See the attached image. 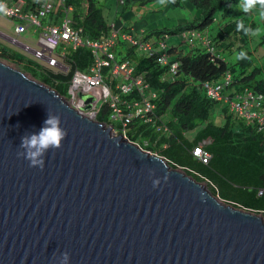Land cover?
Masks as SVG:
<instances>
[{"label": "water", "instance_id": "95a60500", "mask_svg": "<svg viewBox=\"0 0 264 264\" xmlns=\"http://www.w3.org/2000/svg\"><path fill=\"white\" fill-rule=\"evenodd\" d=\"M49 86L0 60V264H264V219L223 205L200 182ZM59 115L67 136L44 167L21 137ZM167 176L165 181L163 177ZM161 183L153 187L152 181Z\"/></svg>", "mask_w": 264, "mask_h": 264}, {"label": "trees", "instance_id": "16d2710c", "mask_svg": "<svg viewBox=\"0 0 264 264\" xmlns=\"http://www.w3.org/2000/svg\"><path fill=\"white\" fill-rule=\"evenodd\" d=\"M18 1V0H12ZM33 8L41 0H21ZM122 14L133 8H147L159 0H121ZM198 14L194 20L174 28H156L146 33L145 40H158L164 36L179 39L185 32L208 33L213 51L204 42L191 47L184 53L174 44L168 54L179 63L178 71L171 78L169 70L157 62L156 57L146 58L132 54L130 59L134 75H142L144 84L153 92V110L144 116L134 117L127 124L126 135L132 143L138 140L147 144L146 151L157 152L159 157L169 161L173 169H181L197 182L208 181L214 189L212 193L222 201L238 209L264 215V132L250 123H241L229 115L226 109L223 123L216 122L214 112L219 102L207 98L202 85L206 82H219L229 73L233 77V87L239 93L250 91L264 97V67L257 66L254 54L264 44V17L259 11L245 14L239 7L240 0H185ZM184 0H168L170 7L183 8ZM185 3V2H184ZM74 9V26L83 29L90 40L102 39L109 32V24L99 0H65ZM242 22L244 28L259 29V35H246L237 30ZM180 41V40H179ZM252 41H258L252 49ZM180 43H185L180 41ZM244 51L248 59H236L230 64L226 57ZM73 69L86 72L93 64L91 50L80 48L71 54ZM0 60L16 66L33 79L41 82L66 99L71 74L64 76L42 70L34 62L26 60L17 52L6 49L0 43ZM118 107L125 114L129 112L124 103L142 105L137 90L120 95ZM109 103L101 106L96 121L108 124L124 132V123L112 120ZM195 133L190 140L188 134ZM203 146L212 159L203 164L192 152L195 147Z\"/></svg>", "mask_w": 264, "mask_h": 264}, {"label": "built area", "instance_id": "2783aa9c", "mask_svg": "<svg viewBox=\"0 0 264 264\" xmlns=\"http://www.w3.org/2000/svg\"><path fill=\"white\" fill-rule=\"evenodd\" d=\"M10 15H3L7 19L16 21L15 32L22 36L27 32L37 33L41 28L38 37V50L31 48L30 42L21 45L12 40L14 47H21L29 58L40 69L61 74L64 76L71 74L68 94L69 104L81 111L86 107L84 98L92 97V109L89 110L91 116H97L101 106L109 103L112 108V120L124 123V133L127 124L134 117L144 116L153 110L150 100L155 99L153 92L146 93L149 87L144 84L142 75H134V67L130 59H125L130 50L132 54L146 58H157V62L162 67L168 68L169 74L175 76L179 68V63L174 57L168 54V36L158 40H145L146 34L130 29L128 34L115 29L114 22L110 24L109 32L98 40H90L84 35L83 29L74 26V9L65 4V0H42L40 5L26 11V3L18 0H3ZM47 23L43 24V20ZM180 41L188 43L192 48L200 42H204L210 51H213L211 42L207 35L199 32H185L179 36ZM126 48V55H122L121 60L115 53L116 46ZM127 46V47H126ZM80 48H88L93 54V64L86 72L73 69L71 54ZM233 84V77L227 73L220 82H206L201 89L208 99L216 102H225L230 115L241 118L252 123L259 132H264V97L253 94L250 91L244 93H234L231 96L225 95V90ZM137 90L142 98V105L138 103H124L129 112L125 114L123 109L118 107L120 95L130 94ZM84 112H82L83 114ZM84 115V114H83ZM113 128V127H112ZM193 156L203 164H208L212 159L210 153L203 146H197L192 152Z\"/></svg>", "mask_w": 264, "mask_h": 264}, {"label": "rangeland", "instance_id": "374dc122", "mask_svg": "<svg viewBox=\"0 0 264 264\" xmlns=\"http://www.w3.org/2000/svg\"><path fill=\"white\" fill-rule=\"evenodd\" d=\"M99 2L105 6V9H106L105 14L108 17H110V20H108V22L113 21L116 9L121 6V5H119V2L117 0L116 1L115 0H99ZM158 3L159 2L148 7L147 10H154L157 7ZM120 10L122 11V8H120ZM145 15H144L145 17H143V18H136L137 25H138L136 27L138 28V31H141L140 29H143L145 31H151V30L156 29V28L171 29V28H174L181 21H184L186 19H193V17H190V15L188 14V12L186 10H184L183 8H177V7H172L171 10L168 11V13L167 12L164 13L162 11H160V12L150 11V12H146ZM162 21H164V22H162ZM46 23H47V19H44L43 24H46ZM16 25H17L16 21H12L10 19H7L3 15H0V42L2 44H4L6 47L8 46L10 49L18 52L22 57L26 56L27 58L33 59V56L31 57V55L27 54L21 47H19V46L14 47L13 45H12L13 47H10L7 42L8 41L11 42L12 40H15L21 45H26V42H30L31 48L34 50H38V48H39L38 37H39L42 29L39 28V32H37V33H33L30 31V32H27L26 34H24L22 36H18L15 32ZM263 33H264V30H262V33L260 35H262ZM174 44L179 45L180 50H182L184 53L189 52V50L191 49V46L188 43H180V41L177 39H169L167 41V45L169 47H172ZM257 45H258V41H252V44H251L252 49L256 48ZM115 53L118 56V59L121 60L122 55L127 54L126 48L121 46V45H119V46L117 45L115 48ZM226 59L230 64L235 63V61L237 59V55L234 54L233 56H230V57L228 56V57H226ZM254 59L256 61L257 66L264 67V44L262 46H260L258 51L254 54ZM2 62H4L5 64L19 70L16 66H14L10 63H7L5 61H2ZM28 76L30 78H32L30 75H28ZM224 92L226 95H228L227 90H225ZM69 105L72 106V104H69ZM225 107L226 106L223 102L218 103L216 106L215 112H214V118L216 119V122H218L220 124L223 123V120L225 117V115H224L225 112H223ZM90 113L91 112H89V111H85L83 114L87 118L95 121L96 116H91ZM238 120H240L241 123H245V124L247 123V121L244 119L238 118ZM106 127H110V125L106 124ZM112 134L115 137L122 136L123 139H126L127 141L131 142L129 140V138L127 137L126 133H124V132L122 134H120L119 131H115V129L113 128ZM187 136L190 140H192L195 137V133H190ZM135 144L146 151L147 144L144 143L143 141L138 140ZM146 152H148V151H146ZM151 153L158 156L157 152H151ZM168 163H169V161H168ZM177 170H181V169H177ZM200 183L203 186H205V188L213 195L212 190L214 189V187L208 181H201ZM214 197L219 199V201L222 202L224 205H230V204H227L224 201H222L220 198H218V196H214ZM260 215L264 219V215L263 214H260Z\"/></svg>", "mask_w": 264, "mask_h": 264}, {"label": "clouds", "instance_id": "9594fccd", "mask_svg": "<svg viewBox=\"0 0 264 264\" xmlns=\"http://www.w3.org/2000/svg\"><path fill=\"white\" fill-rule=\"evenodd\" d=\"M118 2L119 5H121L120 8H122L123 6L122 1L118 0ZM167 2L168 0H159V3L161 5H164ZM239 7L245 14H250L254 11H259L260 16L264 17V0H240ZM10 14L11 12L7 8L6 4L3 2V0H0V15L6 16ZM237 30L238 31L243 30L246 35H252V36H257L259 35L260 32L259 29L252 30L251 28H247V29L244 28L242 22L237 24ZM203 35L208 36V33L206 32ZM248 58L249 57L247 56V53L244 51H241L237 56V59L240 60L248 59ZM223 78L221 79V81L223 80ZM227 91H228V95L230 96L234 93H239L234 89L233 84L229 89H227ZM223 103L225 104V102ZM225 106H226L225 109L228 112L227 104H225ZM234 118L238 120L237 117ZM66 136H67V131L66 129L61 127L60 116L48 112L47 118L38 132L27 133L21 137V143L18 146L20 150L17 151V156L28 160L30 167H39L40 169H43L45 154L49 150L60 149L62 147V141L66 138ZM163 179L166 181L167 176L163 177ZM152 183H153V187H158L161 183V180L157 178L154 179ZM55 259L58 261V264H69L70 254L67 251H64L58 257H55Z\"/></svg>", "mask_w": 264, "mask_h": 264}, {"label": "crops", "instance_id": "0c3cea01", "mask_svg": "<svg viewBox=\"0 0 264 264\" xmlns=\"http://www.w3.org/2000/svg\"><path fill=\"white\" fill-rule=\"evenodd\" d=\"M34 1V0H33ZM42 1V0H41ZM116 1V0H115ZM118 1V0H117ZM185 2V3H184ZM183 2V5H184V10H186L188 12V14L190 15V17H193V19H186L184 21H181L179 22L177 25H181L183 23H186L187 21L189 20H194L198 17V14L187 4V2L184 0ZM41 3V2H40ZM102 5V8L104 9V5L101 3ZM32 5H28L26 4V11H29L31 9ZM148 8V7H147ZM147 8H133L131 9L128 13H123L121 12L120 10V7L116 9V12H115V16H114V20L111 21V22H108L109 26L112 22H114V26H115V29L117 30H121L122 33L124 34H128L130 32V29H135L136 31H138V28L136 26L137 25V21H136V18H143L145 17V13L146 12H150V11H162L164 13H168L169 10H171L172 7L169 6L168 2L164 5H161L160 3L157 4V7L154 9V10H147ZM169 9V10H168ZM104 12H106V9L104 10ZM106 15V14H105ZM145 15V16H144ZM106 18L107 20H110V17H108L106 15ZM164 22V21H162ZM176 25V26H177ZM160 26V25H159ZM141 31H138V32H143L146 34L147 32L149 31H145L143 29H140ZM7 38V37H6ZM1 43V42H0ZM8 45L10 47H13L12 46V43L10 41L7 42ZM2 44V43H1ZM6 49L8 50H11V51H14L16 52L15 50H12L10 49L8 46L6 47L4 44H2ZM18 53V52H17ZM19 54V53H18ZM26 60H29V58H27L26 56L24 57ZM31 61V60H29ZM32 62V61H31Z\"/></svg>", "mask_w": 264, "mask_h": 264}, {"label": "bare ground", "instance_id": "6f19581e", "mask_svg": "<svg viewBox=\"0 0 264 264\" xmlns=\"http://www.w3.org/2000/svg\"><path fill=\"white\" fill-rule=\"evenodd\" d=\"M218 200V199H217ZM222 203V202H221ZM223 204V203H222ZM224 205V204H223ZM226 206V205H225Z\"/></svg>", "mask_w": 264, "mask_h": 264}]
</instances>
